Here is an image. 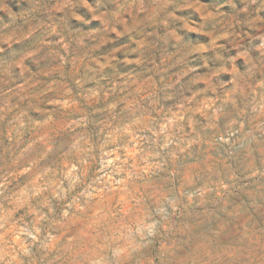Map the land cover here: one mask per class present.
<instances>
[{"label":"clouds","instance_id":"9594fccd","mask_svg":"<svg viewBox=\"0 0 264 264\" xmlns=\"http://www.w3.org/2000/svg\"><path fill=\"white\" fill-rule=\"evenodd\" d=\"M24 2L0 264H264V0Z\"/></svg>","mask_w":264,"mask_h":264},{"label":"rangeland","instance_id":"374dc122","mask_svg":"<svg viewBox=\"0 0 264 264\" xmlns=\"http://www.w3.org/2000/svg\"><path fill=\"white\" fill-rule=\"evenodd\" d=\"M203 2L215 5V4H219L222 3L223 0H203ZM4 5H7L8 8L11 9L12 12H16L17 14L22 13L23 11L27 10L30 6L24 2V0H0V9H2L4 7ZM83 15H85V17H88V13L84 10H81ZM185 15L188 16H192L193 18H195L193 12L191 10H188L187 12L184 13ZM7 23H10V19L9 17L3 12L0 11V28H3V26ZM253 36L256 35V33L253 31ZM187 35V34H186ZM246 44L249 47H252L256 44H259V40H251V41H246ZM161 53L163 55H167V49L165 48H161ZM254 56H256L259 59V53H254ZM7 57H0V62H2L4 59H6ZM257 78H261V75L258 74ZM21 171V180L24 178V175H26V173L24 172L23 169L20 170Z\"/></svg>","mask_w":264,"mask_h":264}]
</instances>
